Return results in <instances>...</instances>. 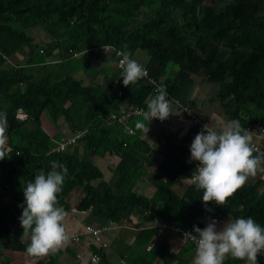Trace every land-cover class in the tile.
Returning a JSON list of instances; mask_svg holds the SVG:
<instances>
[{
    "label": "trees",
    "instance_id": "16d2710c",
    "mask_svg": "<svg viewBox=\"0 0 264 264\" xmlns=\"http://www.w3.org/2000/svg\"><path fill=\"white\" fill-rule=\"evenodd\" d=\"M31 28H40L47 39L34 40ZM104 45L127 51L130 58L144 51L148 76L126 87L122 69L111 65L112 55L99 68L81 56ZM54 51L59 59L49 60ZM16 54L22 58L13 64L9 57ZM195 77L215 85L228 120H239L243 128H264V0H0V112L7 113L6 143L0 149L5 153L0 160V264H56L59 250L28 257L30 240L19 219L23 188L40 172L47 174L52 161L68 169L57 194V206L64 210L69 209L70 191L78 188L75 209L88 210L101 223L123 224L137 211L142 221L199 226L198 216L207 212L203 190L192 182L181 195L171 188L178 172L190 173L189 144L171 145L162 162L169 175L152 176L155 191L147 198L125 185L138 179L141 162L149 156L140 130L134 126V134H127L119 123L101 125L123 102L145 106L161 84L169 102H186ZM20 110L25 116L17 118ZM44 111L54 126L61 118L71 132L85 130L76 140L82 152L76 144L51 149L61 134L50 135L43 128ZM92 155L117 158L109 181L101 179ZM207 208L218 217H252L264 227V195L255 184L240 187L225 205L208 202ZM120 246L131 264H183L163 246L149 248L144 260L135 261ZM9 252L26 253L28 259L18 263ZM92 252L98 256L96 264H110L99 246Z\"/></svg>",
    "mask_w": 264,
    "mask_h": 264
},
{
    "label": "clouds",
    "instance_id": "9594fccd",
    "mask_svg": "<svg viewBox=\"0 0 264 264\" xmlns=\"http://www.w3.org/2000/svg\"><path fill=\"white\" fill-rule=\"evenodd\" d=\"M119 55L124 86L136 84L148 76L146 68L130 58L129 52ZM156 91L157 95L146 102L147 110L135 111L136 116L142 117L135 122V130L147 133L150 123L145 125L144 121H163L172 114L166 87L158 85ZM6 126L7 113L0 112V149L6 143ZM128 132L134 134L133 129ZM190 153L188 162H199L192 183L203 190L202 201L209 212L212 209L207 208L208 202L225 205L249 177L264 173V152L253 145L252 136L239 120L228 121L219 132L205 124L192 141ZM4 158L5 153L0 150V160ZM67 173L65 165L52 161L47 174L40 172L23 188L25 199L19 219L23 234L30 240L26 247L29 256L44 257L55 253L69 239L64 224L67 214L57 206V194L62 191ZM218 223L209 218L203 229L193 225L197 235L185 233L196 243L193 264H224L229 256L244 260L246 264H257L258 254L264 253V227L252 217L229 218L220 227Z\"/></svg>",
    "mask_w": 264,
    "mask_h": 264
},
{
    "label": "crops",
    "instance_id": "0c3cea01",
    "mask_svg": "<svg viewBox=\"0 0 264 264\" xmlns=\"http://www.w3.org/2000/svg\"><path fill=\"white\" fill-rule=\"evenodd\" d=\"M94 53L95 55L93 57L97 60L101 59L102 62L108 57V54L103 52ZM81 56L84 60L90 61L98 68L102 64V62L96 61V59L95 63L89 58H84V55ZM17 57V54L9 57L11 58L10 62H20L22 57L18 59ZM50 57L52 60H57L60 56L57 51H54ZM132 59L136 60L142 66L144 65L145 60L141 62V59H138L136 56L132 57ZM169 74H171L170 71L167 72L166 76L168 77ZM184 103H188L192 107V109L200 116L204 125L209 124L210 127L218 132L222 129L224 124L230 121L224 114L215 97V85L203 80L201 77L194 78V83L190 89L188 100ZM170 108L171 112L174 113L176 111L171 102ZM132 121L133 120L131 119L129 120V125L134 130L135 120ZM153 122L155 125H152ZM144 123L145 125L150 123L148 125L149 131L147 133L140 131L139 136L148 146L149 156L147 160L141 162L138 179L132 183H128L127 181L125 185L129 186L130 190L134 193L149 198L155 191L152 176L155 175L158 179H164L169 175L168 171L163 167L162 162L171 145L187 143L190 146L196 134L200 131L189 127L184 122L158 123L155 121H144ZM256 127L249 128L247 131H249V134L252 136V142L258 145L259 150L263 152L264 137ZM47 132L50 135L60 132V137L67 136L71 133L68 126L61 118L57 120L55 126L52 124ZM76 147L79 152H82L81 144H76ZM89 159L100 170L102 175L101 179L109 181L117 163V158L114 155L108 157L92 155L89 156ZM188 161L187 164L188 168H190V173L186 174L184 172H178L174 176V180L171 184L172 190L177 195H181L185 191L186 187L192 182L191 176L196 174V168L198 165L195 161H192L191 163ZM95 183L96 181L93 182V184ZM246 184H255L257 193H262L264 195V173H258L255 177H249L244 185ZM80 195L81 191L78 188H74L70 191L68 198L69 209L65 210L67 215L64 221L66 232L69 234H76L79 238L78 240L68 239L67 243L59 249L60 254L56 264H96L98 261L90 263L89 257L91 253H93L92 247L98 246L100 247V251L105 254L106 260L109 262L114 260L119 262V264H131L132 261L127 259L125 254L121 256V251L123 250L120 246L121 244L126 246V253L133 256L135 258L134 261L137 259L144 260V258H146L145 255L151 248L155 250L163 246L166 252L174 255L177 254L183 264H193L196 244L190 241H184L174 229L168 226L159 227L157 221H142L141 215L137 211H133L128 217V220L123 224L110 222L101 223L97 219L91 218L88 210L78 211L75 209V203ZM211 216V212L208 211L202 216H198L200 222L198 227L201 229L206 227L208 219ZM228 219L227 216H217L216 221L219 222L218 227L222 226V224L227 222ZM84 224H90L92 226H107L106 229L100 231V237L105 243L104 247L95 242L89 234L83 232ZM150 228H153L151 232L149 231ZM24 255H26V257L24 256L21 262H26L28 257L30 258V256L27 257L26 253H24ZM154 257L155 260H157V256L155 255ZM229 257H227L225 261L229 260ZM257 261L259 263H264V253L258 254ZM175 263V260L171 262V264ZM241 263L246 264V261ZM226 264L233 263L227 261Z\"/></svg>",
    "mask_w": 264,
    "mask_h": 264
},
{
    "label": "built area",
    "instance_id": "2783aa9c",
    "mask_svg": "<svg viewBox=\"0 0 264 264\" xmlns=\"http://www.w3.org/2000/svg\"><path fill=\"white\" fill-rule=\"evenodd\" d=\"M90 49L94 52H103V53H106L108 55H112L113 56V59L111 61L112 65L115 68L120 69L119 68V60L122 57L119 55V53L123 52L122 50L115 48L113 46H110V45H104L101 49H97V48H90ZM85 50L86 49H84L78 53H74V55H79ZM1 56L3 58H5V56L3 54H1ZM170 102L175 107L176 111L174 113L172 112V114H170L169 117L163 121H161L159 119H153L152 121H155L158 123L184 122L189 127L193 128L197 131H201L204 124H203L200 116L192 109V107L188 103L179 102L175 99H171ZM137 109L147 110V104L145 103V106H137L134 104L123 102L118 106V108L116 110H110L108 112V114L101 121V125H111L114 123H119V124H121L122 129L127 134H130L128 132V129H132V128L129 125V120L131 117L136 116L134 113ZM15 116L17 118H22L25 116V113L20 110V111L16 112ZM255 127L256 126L245 127L244 129L247 130L249 128H255ZM256 128L259 129L262 136L264 137V128H262L261 126H257ZM84 131L85 130H75V131L71 132L69 135L61 137L59 140H54L53 141L54 146L51 147V149L56 150V151L57 150H64L68 145H75L77 142L76 140L83 134ZM253 145L256 148H258V145H256L255 143H253ZM194 175L195 174H193L191 176V179L193 178ZM210 218H213L216 220L217 216L212 214V216ZM157 224L159 227H167L168 226V225H166V223H164L161 220H158ZM168 227L174 229L184 241H190V242L195 243V241L192 240L189 236H185V233H192L193 235H197L193 231V229H185V228L174 227V226H168ZM106 228H107V226H105V225L92 226L90 224H84L83 232L86 234H89L95 242L99 243L100 246L104 247L105 243L103 242V240L100 237V231L104 230ZM67 234H68L69 239H71V240H78V238H79L78 235H76V234H69V233H67ZM97 260H98V256L96 254L91 253V255L89 257L90 263H95ZM240 264H242V263H240Z\"/></svg>",
    "mask_w": 264,
    "mask_h": 264
},
{
    "label": "rangeland",
    "instance_id": "374dc122",
    "mask_svg": "<svg viewBox=\"0 0 264 264\" xmlns=\"http://www.w3.org/2000/svg\"><path fill=\"white\" fill-rule=\"evenodd\" d=\"M29 34L33 37L34 40L38 41V40H45L47 39V35L45 33H43V31L40 28H31L28 30ZM87 54V53H86ZM84 55V58H89L91 61H94L96 63V61L102 62L101 59L97 60L96 58H94L93 56L95 55L94 51L91 50L90 53H88L87 55ZM136 57L138 59H141V62H143L144 60L147 59L146 53L144 51H137ZM18 58H21V56H18ZM49 60L52 59L51 57L48 58ZM96 59V61H95ZM9 61H11V58H9ZM13 63H19L14 62ZM103 64V62H102ZM101 64V65H102ZM95 69V67L91 66L89 70H91L90 72H92ZM77 76L80 75V72L76 73ZM168 77H171V74H169ZM95 80V79H94ZM52 125V122L49 119V116L47 114L46 111H44L43 116H42V126L43 128L47 131L48 128L50 129V126ZM152 125H155V123L153 122ZM4 147V145L2 146V148ZM26 238V237H24ZM9 256L12 257V259H14L17 262H21V260L24 258V256L26 257V255H24V253H20V252H9L8 253ZM99 264V263H98ZM110 264H119V262L116 261H110Z\"/></svg>",
    "mask_w": 264,
    "mask_h": 264
}]
</instances>
